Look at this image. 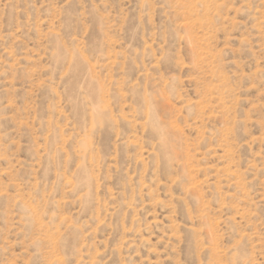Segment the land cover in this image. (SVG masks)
<instances>
[{
  "label": "rangeland",
  "instance_id": "obj_1",
  "mask_svg": "<svg viewBox=\"0 0 264 264\" xmlns=\"http://www.w3.org/2000/svg\"><path fill=\"white\" fill-rule=\"evenodd\" d=\"M0 264H264V0H0Z\"/></svg>",
  "mask_w": 264,
  "mask_h": 264
}]
</instances>
